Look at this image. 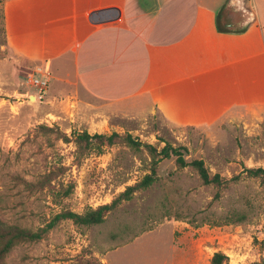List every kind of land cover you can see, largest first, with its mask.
Returning a JSON list of instances; mask_svg holds the SVG:
<instances>
[{"label": "rangeland", "instance_id": "1", "mask_svg": "<svg viewBox=\"0 0 264 264\" xmlns=\"http://www.w3.org/2000/svg\"><path fill=\"white\" fill-rule=\"evenodd\" d=\"M11 2L0 0V219L45 234L17 244L0 264H211L217 252L228 264H264V183L247 172L264 169V106L246 108L264 101L263 60L260 93L248 92L250 78L242 76L238 103L227 97V83L179 98L195 110L177 111L183 118L214 122L198 118L199 110L239 115L209 126H179L161 115L172 106L166 93L153 113L132 117L110 110L76 84L74 72L61 80L53 71L63 70L59 59L40 98L30 79L42 60L13 44ZM254 3L264 28V0ZM83 132L131 134L144 146L119 143L81 154L75 137ZM148 144L158 150L186 146L187 161L204 160L212 175L228 182L205 185L193 167L181 169L175 158L156 164ZM153 167L154 182L137 187ZM130 187L137 188L123 197ZM116 200L99 225L56 220Z\"/></svg>", "mask_w": 264, "mask_h": 264}, {"label": "crops", "instance_id": "2", "mask_svg": "<svg viewBox=\"0 0 264 264\" xmlns=\"http://www.w3.org/2000/svg\"><path fill=\"white\" fill-rule=\"evenodd\" d=\"M226 1L12 0V42L42 60L38 68L51 75L59 59L63 70L53 71L61 80L74 72L85 93L117 113H153L166 93L172 106L161 115L179 126H209L239 115L199 110L198 118L214 122L203 123L194 115L183 118L178 112L195 110L179 98L227 83V97L238 103L242 76L250 78L248 92L260 93L264 28L259 11L253 0L251 23L241 30L220 31V14L231 0ZM260 106L264 101L246 104L248 111Z\"/></svg>", "mask_w": 264, "mask_h": 264}, {"label": "trees", "instance_id": "3", "mask_svg": "<svg viewBox=\"0 0 264 264\" xmlns=\"http://www.w3.org/2000/svg\"><path fill=\"white\" fill-rule=\"evenodd\" d=\"M218 28L220 31H229L221 23L218 22ZM75 143L77 149L81 154L85 151L97 149L102 152L106 147L114 146L119 143H123L129 148L139 150L144 144L137 138H134L131 134L120 135L118 133H112L111 135L106 134H90L88 132H83L75 137ZM149 149L151 155L156 159L155 163L163 159L175 158L177 167L184 169L186 167H193L198 173L200 179L205 185H218L221 186L228 182L220 174L212 175L208 170L204 160L195 159L193 161H187L186 154L188 153V148L186 146H173L171 144H166L161 150H158L152 145H146ZM249 175L253 177H260L264 183V169H247ZM157 176L155 167L152 168L151 174L145 176L143 181L137 187H149L155 180ZM137 187H130L126 192L122 194L123 197H128L132 192L135 191ZM118 200L114 201L110 205H103L96 209H89L83 214L75 213L72 211H67L59 214L56 217L57 221L71 220L73 223L79 226H95L103 223L105 221L106 214L116 207ZM45 230L40 232H32L31 230L24 229L17 225H12L4 220L0 219V262L7 256L13 248L26 241H37L43 238ZM228 261V257L217 252L214 254L211 264H225ZM228 264V263H227Z\"/></svg>", "mask_w": 264, "mask_h": 264}, {"label": "water", "instance_id": "4", "mask_svg": "<svg viewBox=\"0 0 264 264\" xmlns=\"http://www.w3.org/2000/svg\"><path fill=\"white\" fill-rule=\"evenodd\" d=\"M223 26L228 30L244 29L255 19V14L248 9L240 0H231L223 10L221 18Z\"/></svg>", "mask_w": 264, "mask_h": 264}, {"label": "built area", "instance_id": "5", "mask_svg": "<svg viewBox=\"0 0 264 264\" xmlns=\"http://www.w3.org/2000/svg\"><path fill=\"white\" fill-rule=\"evenodd\" d=\"M51 81V73L49 70H42L38 68L36 73L31 77L30 82L38 89L39 97L42 98L43 94L47 92Z\"/></svg>", "mask_w": 264, "mask_h": 264}]
</instances>
